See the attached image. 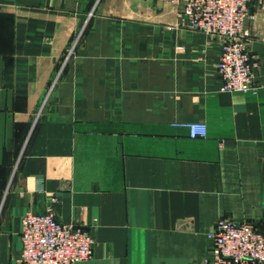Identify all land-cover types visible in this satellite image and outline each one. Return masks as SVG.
Instances as JSON below:
<instances>
[{"label": "crops", "instance_id": "1", "mask_svg": "<svg viewBox=\"0 0 264 264\" xmlns=\"http://www.w3.org/2000/svg\"><path fill=\"white\" fill-rule=\"evenodd\" d=\"M249 8L255 89L223 93L222 40L168 0H0V264L53 198L92 237L77 264H200L220 219L264 234V0Z\"/></svg>", "mask_w": 264, "mask_h": 264}, {"label": "built area", "instance_id": "2", "mask_svg": "<svg viewBox=\"0 0 264 264\" xmlns=\"http://www.w3.org/2000/svg\"><path fill=\"white\" fill-rule=\"evenodd\" d=\"M98 1V0H97ZM179 9L193 31L222 40L216 70L220 92L254 91V62L248 50L253 16L249 0H168ZM191 139L205 138L206 125L182 124ZM43 213L27 211L20 221L18 264H77L93 255L90 233L80 225L63 224L55 215L57 200ZM210 255L200 264H264V234L251 222L220 219L208 234Z\"/></svg>", "mask_w": 264, "mask_h": 264}]
</instances>
